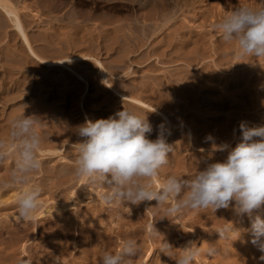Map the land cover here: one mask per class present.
Here are the masks:
<instances>
[{
    "label": "bare ground",
    "instance_id": "obj_1",
    "mask_svg": "<svg viewBox=\"0 0 264 264\" xmlns=\"http://www.w3.org/2000/svg\"><path fill=\"white\" fill-rule=\"evenodd\" d=\"M18 1L0 0V36L3 33L6 37L16 34L18 41L22 44V48L13 52L7 49L2 50L0 95L5 94L4 87H9L13 82L12 80L20 74L17 72L22 70L24 65L22 62L25 59L26 70L36 71L40 75L46 72H61L63 75V79H50L40 76L37 84L34 85L33 83L31 86H28V82L25 86L24 83L20 82V77H17V98L26 93V106L21 109L20 114L15 113L8 118L6 115L0 114L1 138H7L10 122L23 114L35 116L43 123L37 128L42 140L39 153L42 167L32 176L35 177L37 174L47 176V180H42L40 184L43 189L42 196L44 193H52V191L59 194L64 193L63 195L69 194L70 189L77 183L81 188H85L88 184L86 179L77 178L73 174L74 162L78 156V145L76 144L82 140L77 134L78 127L85 120H89L84 112L81 111L80 114V109L77 107L78 102L81 103L84 100V97H79L80 92L83 90L87 93L91 88L90 81L86 76L97 83L99 89L97 99H99L100 104L97 111L100 112V115H96V120L107 119L118 112L115 108V101H117L126 107V110L141 118L148 119L153 129L150 134H147L151 140L156 139L158 126L162 123L170 132V134L166 133L168 144L173 134L181 135L184 133L180 128V126H184L181 119L177 120L179 125H175L166 115L158 114L154 107L143 101L146 100L154 106L162 107L169 112L172 111L176 104L168 95L164 94V90H166L164 88H172L178 97L185 100L190 107L199 105V94H197L196 87L202 91L211 87L212 91H215L220 84H224L225 93L221 98L223 100L222 110L228 112V116L239 114L240 105L238 102L242 101L245 105L247 101L251 100L248 99L251 94L253 96L251 103L253 109H256L251 124L253 127L264 125V113L258 114L264 108V100L261 98V91H257V88L262 87L264 82V57L257 61L252 58L247 59L248 63L259 66L245 70L235 81L213 74L212 70L207 68L202 70L200 79L194 81L189 76H182L178 83L172 85L167 82L162 84L152 80L140 88L136 83L134 70L138 60H150L152 56L165 58L167 57V50H173L175 56L188 57L190 65L198 64L201 58L205 59V54H202L200 48L206 41V37L203 36L204 33L196 34L195 37L189 39L186 36L187 27L181 18L182 13L196 6L198 0H41L44 11L50 15L56 14L55 17L47 16L48 20L41 22L39 20H42L43 17L40 14L30 10L29 5L24 8L18 7ZM104 10L106 12H125L128 16L123 21H117L106 16ZM30 14H33V17ZM201 14H203L202 10L195 15L198 21L206 18ZM8 21L12 25L10 31L8 30ZM203 22L206 23V20ZM29 25L43 28L34 32L32 28H28ZM183 38L184 40H181ZM190 41L193 42V47H191ZM222 42L225 41L222 39ZM145 48L148 49L146 55H137L139 51H144ZM102 50L108 54L109 62L106 64L95 58L101 56ZM223 58L222 62L225 64L228 59L224 56ZM14 59L18 64L16 68H14L12 61ZM187 68L190 67L187 66ZM111 76L119 81L112 82ZM106 79L109 87L102 83ZM221 79L225 80L222 81ZM254 79L257 81L255 82ZM189 85L191 86L188 87ZM11 86L12 88L15 87L14 82ZM254 86L256 88H253ZM33 89L36 92L35 95L31 94ZM92 104L91 108H94L95 103ZM105 108L108 110L104 111ZM232 121L233 119L228 121L226 128L221 133L212 134L215 142L222 143V138ZM12 150L11 148L8 149L9 155ZM168 156L167 168H171L174 164L177 165V170L187 169L181 158L177 159V156L170 153ZM225 158L227 159V157ZM56 159H59L57 164H53ZM203 159V169L212 163H217L209 158ZM14 164L15 162L12 164L7 158L0 161V181L10 179ZM189 170L196 171L197 164L191 163ZM191 177L193 175H190ZM160 182L162 181L157 178L154 183V188L157 190H159ZM26 187L28 186L26 185ZM6 191L0 188V205H6L10 202V199L6 198ZM71 195L72 198H78V203L82 202L74 192H71ZM156 204V201H146L145 204V209L155 208V215H145L138 212L136 207H139L140 204L118 203L114 209H106L102 205L93 213L95 218L104 222H111L115 228L100 232H96L94 229H85L80 232V236L88 240L92 246H102V250L106 244L107 250H113L115 247L113 239L119 237L124 240H135L137 244L144 246L149 239L145 237L148 233L147 224L168 225L173 219V216L166 217L164 214V208L167 205L155 207ZM75 207L76 204H69L62 206L60 210H73ZM228 209H231L232 216L226 215ZM228 209H219L215 213L210 210L206 213V217L213 216L215 218L216 214L222 220H232L231 223L240 232V237L233 236L230 240L238 246L240 250L238 249L237 254L243 256L244 260L254 258L256 254H259L260 257L264 255L251 243L250 218L247 215H236L232 206ZM50 212L44 210L35 219L45 218L50 215ZM182 215L185 216L182 217ZM83 216L86 217L87 214L84 213ZM179 216L181 217L179 218ZM174 218L179 219L178 221L183 225L185 222L197 224L200 229L194 236L209 239L210 246L216 245L219 241L217 231L210 233V235L206 234L204 227L207 219L204 218L200 210H188ZM28 224L29 222L26 223L27 229H29ZM156 230L161 237L150 238L142 264H161V262L162 264H176L177 257L169 258L160 252V247L163 240L174 246L176 243L173 241V237L177 236L178 232L170 227ZM64 236H72V232L68 230ZM208 248V245L203 244L201 246V252L206 256H209ZM102 255L103 251L96 254L92 264H101ZM260 264H264V260Z\"/></svg>",
    "mask_w": 264,
    "mask_h": 264
},
{
    "label": "rangeland",
    "instance_id": "obj_2",
    "mask_svg": "<svg viewBox=\"0 0 264 264\" xmlns=\"http://www.w3.org/2000/svg\"><path fill=\"white\" fill-rule=\"evenodd\" d=\"M18 2V5L16 2H14V4L20 8L29 5L30 10H34L36 13L40 14L43 17L42 20H39L40 22L48 20L46 18L47 16H56V14L53 13L50 15V13L42 9L41 0H19ZM245 5L257 8L264 5V0H198L196 6L182 13L181 18L183 19L182 22L187 27L186 36L189 39L193 36L195 37L196 34L204 33L203 36L206 37V41L200 48L201 52H203L202 54H205V59L201 58L198 64L193 63L190 65L188 57H183L182 55L175 56L173 50H167L168 53L165 58L152 56L150 60H138L134 70V76L138 86L142 88L148 81L152 80L161 82L162 84L167 82L172 85L178 83L182 76H189L190 79L194 81L195 79H200L202 70L207 68L211 69L213 74H218L222 78L228 80L233 79L235 81L245 70H251L253 66H259L248 63L247 59L249 58L255 61L259 59L255 56H245L237 60L235 57V42H222L221 34L213 28V25L227 14V11ZM201 10L203 13L201 15L206 16L204 19L206 23L203 22V19L200 21L196 19L197 16L195 15ZM104 12L106 16L117 21H123L128 16L125 12H106L105 10ZM30 15L33 17V14ZM8 24V30L10 31L12 30V25L9 21ZM28 28H32L35 32L38 29L42 30L43 27L29 25ZM0 38V58L2 56V50L4 49L13 52L18 48H22V44L18 41V36L16 34L11 37H6L5 33H3ZM181 40H184V38ZM190 45L193 47L192 41H190ZM229 46L230 48H228ZM147 51L148 49L145 48L144 51H139L137 55H146ZM107 56V52L102 50L101 56H96L95 58L99 59L103 64H106L109 62ZM220 56L221 58H219ZM223 56L228 59L225 64L222 62L224 60ZM12 61L14 68L18 67L16 59ZM22 63L24 64L23 68L20 72H17L20 74L16 76V78L20 77V82L24 83L25 86L26 82H28V86H31L33 83L36 85L40 76L50 79H63L61 72H46L40 75V73H36V71L31 72L30 70H26V59ZM187 66L190 68H187ZM86 77L90 81L91 88L87 93L83 90L80 92L81 95L79 97H84V100L81 103L79 101L77 107L80 109V114L84 112L89 120L95 121L96 115H100V112L97 111L98 105L100 104L99 99H97L99 89L96 85L97 83H94L88 76ZM16 78L12 80L15 87L13 86L12 88V82L9 87H4L5 94L0 95V114L6 115L7 118L15 113L20 114L21 109L26 106V93L20 98H17L16 87L18 83L16 82ZM225 79L221 80L223 81ZM116 80V78L111 76L112 82L115 83ZM192 81L188 82L193 83ZM254 81L256 82L257 80L254 79ZM190 86L191 85L188 87ZM253 88L256 87L254 86ZM164 89H166L164 90V94L168 95L176 104L177 108L174 107L172 111L169 112L162 107L152 105L146 100L143 101L154 107L158 114L166 115L175 125H179L177 122L178 119L184 122V126H180L184 133L181 135L177 133L173 134L169 144L173 147V151L170 154L177 156V159L181 158L187 169L177 170V165L173 164L171 168H167V166L164 165L159 170L158 178L160 181H163L170 175L184 178H190V175L194 176L197 171L204 170L203 158H209L211 161L215 160L216 162L222 163L223 160L226 159L225 157L228 156V151L216 150L214 145L227 144L230 150L240 142L242 135L240 131L241 122H245L249 127H253L251 123H253V114L256 113V109H253L251 103L253 96L251 94L248 96V99L251 100L247 101L245 105L242 101L238 102L240 105L239 114L235 116L231 114L228 116V112L222 110L223 100H221V98L225 93L224 84H220L218 89L215 88L217 89L215 91H212L211 87L203 91L196 87L197 94H199V105L190 107H188L185 100L178 97V94L172 88ZM257 91H261V98L264 100V82L262 87L257 88ZM35 93L33 89L31 94L35 95ZM92 102L93 104L95 103L94 108H91ZM115 103V108L118 111H122L123 108L126 109V107L119 104L117 101H115ZM107 110L108 109L105 108L104 111ZM262 113H264V108L258 112V114ZM231 119H233V121L231 126L227 128L225 136L222 138V143H217L214 139H207L209 136L212 137L214 133H221L224 131L228 121ZM13 151L14 150H12V152ZM7 159L12 164L15 162V156L12 154H10ZM58 160L59 159L54 160L53 164H57ZM191 163L197 164L196 171L189 170ZM42 180H47V176L45 174H37V176L31 177L30 183L27 186L31 187L36 185L40 187ZM3 190H7L6 198H9L10 202L6 205H0V264H21L24 260L30 261V264H92L96 254L102 253V251L103 253L105 251H110L107 250V244L104 245L105 248L102 250V246H92L89 244L88 240L80 236V232L85 229H94L96 232H100L110 231L115 228L114 224L111 222L98 220L93 214L95 210L100 209L102 205H104L106 209H114L118 204L106 205L103 203L102 196L107 191L105 187H98L88 183L85 188H81L79 183H77L70 189L69 194L63 195L64 193L59 194L55 191H52V193H44L41 197L42 207L39 209L36 216L44 210L51 211L50 215L33 221H22L18 218L16 201L19 192L22 190L21 187L16 186L15 188ZM71 192H74L76 197L79 196L82 202L78 203V198H72ZM69 204H76V207L73 208V210H60L62 206ZM145 204L146 201L142 202L139 207H136L138 212L144 213L145 215H155V208L145 209ZM210 210V208L200 209L204 218L207 219L204 227L206 234L210 235V233L224 228L226 225L230 226L229 223H231V219L222 220L220 216L216 214L215 218H213V216L206 217V213ZM84 213L87 214L86 217L83 216ZM226 215L232 216L231 209L227 210ZM184 216L185 215H182V217ZM180 217L181 216H179V218ZM178 220L179 219L173 217L168 225L154 224L156 229L170 227L178 232L177 236L173 237V241L176 243L173 247L177 249L167 254L169 258L172 256L177 257L181 253L179 248H182L189 241L194 242L197 247H201L203 244L210 247L209 239H203L202 236H194L200 229L197 227V224L194 225L185 222V225H183ZM27 222H29V229L26 228ZM233 227L236 228L235 226ZM68 230L72 232V236L65 237L64 234ZM145 237L149 238L148 242L151 240L148 233H146ZM160 237L161 236H158V238ZM113 241L115 242V247L110 252L116 253L120 251L122 241L125 240L119 237L118 239L114 238ZM148 242H146L144 246L137 244L140 252L133 258V264L143 263L145 258L144 253L149 246ZM214 247L216 249L215 255L206 256L200 250V255L193 261V264H197V262H199V264H260L262 261L259 254H256L254 258H250L247 261L246 259L244 260L243 256L237 254L239 249L238 246L231 242L230 239L220 240V236L219 241Z\"/></svg>",
    "mask_w": 264,
    "mask_h": 264
},
{
    "label": "clouds",
    "instance_id": "obj_3",
    "mask_svg": "<svg viewBox=\"0 0 264 264\" xmlns=\"http://www.w3.org/2000/svg\"><path fill=\"white\" fill-rule=\"evenodd\" d=\"M213 28L223 41L235 42L237 60L245 56L264 57V5L238 6L227 11ZM107 81L102 83L108 86ZM42 124L37 117L23 114L10 122L7 138H0V161L8 157L9 148L15 156L10 179L0 181V188L21 187L16 203L18 218L22 221L35 220L42 207L43 189L36 185L25 187L42 167L39 158L42 140L37 130ZM152 131L147 118L125 108L107 119L85 120L77 131L82 140L76 144L78 156L73 174L89 184L105 187L102 201L106 205L156 201L155 207L167 205L166 217L209 208L215 213L232 206L236 215L250 218L251 243L264 253V125L249 127L241 122L242 135L234 148L229 150L227 144L214 145L216 150L228 151L224 162L212 163L191 178L170 175L159 183V190L154 188V183L159 170L168 163L173 147L167 143L166 133L170 132L163 123L158 126L155 140L147 136ZM229 224L217 230L220 240L240 237V232ZM147 232L153 239L161 236L154 224L147 225ZM175 249L167 241H161L160 252L164 255ZM179 249L176 264H193L201 247L189 241ZM139 252L136 241L128 239L122 241L120 251H105L101 264H133ZM207 253L215 255V247L210 246ZM260 259L264 260V255ZM21 264H30V261L24 260Z\"/></svg>",
    "mask_w": 264,
    "mask_h": 264
}]
</instances>
